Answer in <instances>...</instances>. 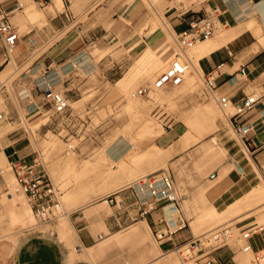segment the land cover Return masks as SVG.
<instances>
[{
    "label": "rangeland",
    "instance_id": "1",
    "mask_svg": "<svg viewBox=\"0 0 264 264\" xmlns=\"http://www.w3.org/2000/svg\"><path fill=\"white\" fill-rule=\"evenodd\" d=\"M26 1L32 3L36 9L46 12L45 9H42L45 6H41L35 0ZM100 1L101 3L99 6L93 7L94 5L92 4L84 8L82 7L81 9H79L77 5L72 4L73 11L77 12L75 18L71 21H66V24L63 23V27L60 30L51 34H49L48 29L52 23L50 16H48V21L45 23H28L26 29L21 32L18 31L20 40L17 50L27 49V51L31 52L30 57L24 63L16 62L15 67L11 66L9 60L3 61L6 58V49L0 40V108L9 113L8 119L0 123V128L6 126L10 127V131L7 132L4 137L7 142L19 138L17 145L30 151L31 157L36 153H40L43 162L46 161L48 163L49 170L46 167L47 170L62 191V202L64 203V194L69 185L63 184V181H60V178H57L55 173L61 172L67 165L71 164L76 168L80 167L86 159H95L97 155L101 156L103 150L106 148H109L112 152H115V154L118 155L123 147H127L128 144L131 148L129 152L126 153V161H129L132 153L138 152L144 155L150 148H156V145L161 147L164 151H168L180 142L182 136L187 130H189L190 124L194 123L196 129L198 127L202 130L203 136L171 155L165 156V158L156 165L160 166L159 168H169L175 174L177 191L179 194H185L183 198V209L186 212L187 217L190 218L193 215H197V219L210 202L206 190L218 180H210L208 175L218 164L227 159V147L234 142H240L238 134L233 125L226 120L225 114L220 110L221 108L218 102L212 99L210 95L204 93L206 89L205 82H203L204 79L202 81L200 76H198L199 83L196 89L191 92L177 91L176 86L169 85L161 90L154 89L149 92L148 95L138 97L137 99L143 106L140 111L148 112L147 114H139L137 111L125 108L122 97L117 92L115 83L130 72L145 51V48L142 52H140L139 47L129 52L130 48L123 47L122 41L111 37L110 41L106 42L103 46H100L101 49H97L96 51V46H99L98 40L101 38L96 39L93 34L97 33L98 35H102L101 33L104 32L102 26H105V28H110L111 26L109 22L105 23L100 17L103 18L106 16V19H112L113 17L111 14L112 9H110L109 6L111 0ZM201 1L203 0H181L186 6L191 5L192 2H196L197 6H201L203 4ZM143 2L148 6L147 0H136V12L133 16H130L131 30H134L133 35L137 34V36H139L140 33L139 27L151 14L154 13V10L148 6V15L143 23H141L143 16L145 15ZM153 2L160 14L166 11V2L162 3L163 5H158V0H153ZM170 2L171 0L168 1V5ZM92 7L93 9L86 15V10ZM63 10H65V6ZM59 12L61 11L57 12L58 15ZM164 19L170 26L168 18L164 17ZM17 28H20V25ZM225 30L226 28L220 27L216 34ZM165 32L170 37V47L176 50L173 36H170L167 28H165ZM47 34H49V38H45ZM257 39V36L249 38L251 49L250 54L252 55L253 52H261L264 59V49ZM72 46H75L77 50L71 55L77 54L81 58L82 55L88 53V56H93L92 58L95 62V66L89 71L83 69L80 64H78L77 67H74L76 61L73 62L71 67L62 71L64 73L60 74L61 78L57 79L55 81L57 84L55 87L53 86L54 89L65 90L71 98V105L74 110L81 111L82 113L84 112V114L90 111L87 113L88 121L90 123L89 126L86 128L84 127V130L81 132V137L72 138L73 142L77 145L75 150L67 148L66 139L59 134L60 130L53 125L52 121L49 120L48 115L42 113L44 115L39 116L40 111L35 112L37 108H40L42 112H45L43 92L42 90H37L36 85L40 80L44 69L47 67V60L50 57H52L53 60L62 59V57L69 54L71 50H69V48ZM157 53L160 54L159 52ZM188 54L196 63V58L193 57V49L188 50ZM171 56L172 55L170 54V57ZM39 57L42 59L43 68L32 70L36 63V59ZM160 57L168 60L167 65H165L167 67L170 58H165V55L161 54ZM246 57H248V55ZM44 58L45 60H43ZM103 59H106V62L102 67L101 60ZM77 61L79 62L80 60L78 59ZM9 65V71L2 78V71ZM120 65H122L121 68L119 67ZM107 69L111 71L113 70L114 74L109 78H102L101 75ZM52 70V72H56L55 68ZM164 70L165 67L162 70L157 71V73L152 77H149V79L148 76L139 77L130 87V91L138 90L141 86H148L152 83V80ZM76 73L79 74L78 76L81 80L77 81L76 79L73 81L70 78L72 75H76ZM54 76L57 75L54 74ZM201 76L203 78L202 71ZM78 89L80 90L79 94H77ZM170 93H175L173 99L168 98ZM211 103L218 106L217 108L220 113L215 115L213 123L209 127H205L206 129L201 125L197 126V119H199L197 109L199 107L208 106ZM230 110L232 111L233 109L231 108ZM147 115L152 117L154 121L163 124V128L160 124H156V129L160 130L158 133L140 137L137 135V132L140 129L141 119L145 118ZM42 118L43 121H41L38 126L34 127L35 125H31ZM196 132H198V129ZM214 135H216L224 144V149L217 148L210 144V138ZM2 137L3 136H0V139ZM51 137L57 139V141L51 142ZM162 149L161 151H163ZM8 151H10V149ZM143 166L144 168L146 167L145 164ZM146 170L141 172L139 176H143L153 171L147 167ZM99 171L100 170L91 172L90 178L94 176V173H98ZM197 175L198 177L203 175L206 176V185L201 187V189L195 193L191 187L195 185L193 179L198 178ZM11 176L15 179L10 165L7 171L0 170V180L3 178L7 185V189L3 191L11 192V195L7 193L5 194L9 197L6 198L4 192L0 190V207H3V211L0 212V235L14 231L11 235L0 238L1 262L6 261V258L12 255L19 241L20 234L37 228L41 230L45 229L46 231L52 230L55 227V224L60 225L62 223V218L64 217V215L58 217L57 221H54L56 219L46 221H39L37 219L35 221L32 217V209L28 198L25 199V196L20 190L17 189L15 191L14 187L9 186L8 180ZM82 179H85V177L81 176L80 180ZM104 204L109 206L107 202ZM259 207L252 212L257 214L258 222H263L264 208ZM28 208L30 211L26 219L22 223H18L13 227V219L19 217L21 212ZM196 219L190 220L196 234L215 228L219 225L223 226L228 223L231 224L233 232V237L230 240L231 247L235 249L237 253H240L241 256L246 253L241 248L243 240L239 237V229L236 227V221L239 217L232 219L228 217L223 220H201L198 222ZM140 228L143 229L137 237H141V241H144L143 243L151 240L153 241V245H159L155 235L150 232L148 223L143 221L130 225L125 231H122V236L121 234L118 236L113 235L117 244H119L125 252L128 253L138 244L139 241H137V239H131L133 237L131 234H136ZM72 239L73 238L70 235V240L72 241ZM173 250H175L173 251V262H175V264H182L183 262L180 258L179 251H176L177 249L175 248ZM249 256L248 264H253V253L249 252ZM191 262L199 264L191 258L185 261L186 264H190ZM239 262L242 264L240 257Z\"/></svg>",
    "mask_w": 264,
    "mask_h": 264
},
{
    "label": "crops",
    "instance_id": "2",
    "mask_svg": "<svg viewBox=\"0 0 264 264\" xmlns=\"http://www.w3.org/2000/svg\"><path fill=\"white\" fill-rule=\"evenodd\" d=\"M8 1L12 3L11 0ZM24 1L28 3V1ZM52 1L53 5L51 8H42L46 10L47 18L50 16V20L52 21L51 26L48 27L49 34L60 30L63 27V23L66 24V21H71L75 18L77 12L73 11L72 4L77 5L79 9H81L82 7L84 8L92 4L94 5L93 7H96L101 3L100 0H62L63 8L65 6V10H63V8L61 9L57 5V0H51L50 3ZM168 1L169 0H158L157 3L158 5L164 2L167 3L164 14L165 18H168L170 23V26H167L169 33V29L176 33L187 27V23L182 21L179 17L181 10L185 8L193 7L196 9H204L217 4L226 10L222 18H226L229 21L228 26L230 28H226L224 34H214L207 39L210 40L209 44L203 43L206 40L197 44L199 47L193 50V57L196 58V63L203 73L212 72L214 75L218 76L217 91L229 96L233 105L247 96H254L257 98L250 109L236 115V119L239 122L244 124L250 123L252 126V130L248 134L247 144L239 138L240 142H234L232 145H229L227 147V159L218 164L210 172V174L216 172V177L212 179L210 178V174L208 175L210 180H218L206 190L207 197L218 210L220 209L219 211H224L231 204L251 193L256 187L264 186V86L262 85L264 82V59L261 52H253L252 55L250 54L249 38L256 36L251 29L238 32L232 38H226L229 33H232L230 31H236L240 25V20L235 12V5H239V1L253 2L252 0H230L228 3H224L222 0H203L201 1V3L203 2L201 6H197L196 2H192L189 6H186L182 2L181 6H168ZM109 6L110 9H112V19H106V16L100 18L105 23L109 22L111 25L110 28L102 26V29H104V32L101 33L102 35H98L97 33L93 34L96 39L101 38L98 40L99 46H96V51L97 49H101L100 46L110 41L112 37L113 39L122 41L123 47L130 48L129 52L137 47H139L140 52H142L145 46L149 44L151 49L156 50V52H159L161 55H165V58L170 56L173 48L169 45L170 37H168L169 35H167L165 30H162L163 27L161 28V26H158L151 30L150 25H148L145 28V37H142L140 33L139 36H137V34L133 35L134 30H131L130 16H133L136 12V0H111ZM143 6L145 15L141 23H143L149 12V8L145 2H143ZM93 7L86 10V15ZM23 9L21 11H23ZM58 11H61L59 15L57 14ZM49 34H47L45 38H49ZM262 48L264 49V46H262ZM17 49L15 50L17 62H26L31 52L27 51V49L19 51ZM69 50V54L62 57V59L53 60V58L50 57L47 60V67L44 69L36 85L37 90H42L46 87V81L51 75L64 73L62 72L63 70L71 67L73 62L80 59V56L77 54L71 55L77 50L75 46L70 47ZM88 55L89 54L86 53L82 56L91 59L95 66V62L92 58L93 56ZM247 55L248 57H246ZM10 59L11 56L6 52V58L3 61H10ZM43 60H45V58ZM105 62L106 59L101 60L102 67L105 65ZM219 64H223L220 68V74L218 73L219 71L217 72V66ZM243 65L246 68V78L239 73ZM119 67L121 68L122 65ZM40 68H43V62L39 57L36 59V63L32 70ZM53 68L56 69V72H52ZM113 74V70L107 69L103 72L101 77L109 78ZM76 75L74 74L70 78L73 81L76 79L77 81L81 80L78 76L79 74L76 73ZM56 84V82H53L51 85L55 87ZM79 91L78 89L77 94H79ZM37 110L39 111L41 109L38 108ZM1 141L4 146L2 151L7 159L8 166L1 167L0 170L7 171L9 169V161L12 158L26 157L27 159H31L33 157H31L30 151L17 145L19 138L7 142L3 136ZM220 143V148L224 149V144L221 141ZM9 149L10 151H8ZM238 164L243 167L244 173L241 174L238 171ZM205 178L206 176L203 175L193 179L195 185L191 188L195 193L206 185ZM6 189L7 185L3 178H1L0 190L4 192L3 190ZM17 189L20 190L15 184L14 190L16 191ZM6 193L11 195V192H4V195ZM113 198L115 202L112 204L108 202L109 206H98L97 203H90L72 208L69 205L64 206L63 204L64 214L61 216H68L71 227L75 231L73 232L74 238L71 243L69 239L61 237L58 224H55L52 230L45 232L39 228L28 230L19 235V241L12 255L7 257L4 262L0 261V264H167L164 261L156 263V260L162 254L175 251L173 249H176L178 244L192 236V234H196L190 220H195L197 215H193L190 218L187 217L183 207V211L179 212L177 210L179 222H176L175 218H172V223L169 222L165 207L167 204L172 203H162L148 213L142 214V209L147 208L149 197L146 192L142 196L134 185H124L117 192L113 193ZM263 204L264 202L254 201L248 207L232 216L231 219L239 217L236 221V227L242 229L257 221V214L252 211L259 206V208H261ZM100 208L101 210H98ZM54 221H57V218ZM143 221L148 223L150 232L155 235L159 245H153V241L151 240L143 243L144 241H141V237H137L139 233L142 232L143 228H140L136 234H131L133 235L131 239H137V241H139L138 244L128 253L125 252V250L117 244L113 235L125 231L132 224ZM157 232H162V236L157 237ZM250 243L254 250L264 248V233L256 234L251 237ZM84 249H92V258L75 257L76 260L71 258L73 253L76 254L78 252L77 254H79ZM217 253L227 257L229 259V264H240L239 257L242 264H248L249 262L248 252L241 256L240 253H237L232 247H223L218 250Z\"/></svg>",
    "mask_w": 264,
    "mask_h": 264
},
{
    "label": "built area",
    "instance_id": "3",
    "mask_svg": "<svg viewBox=\"0 0 264 264\" xmlns=\"http://www.w3.org/2000/svg\"><path fill=\"white\" fill-rule=\"evenodd\" d=\"M0 0V40L9 56L14 52L19 43V32L17 25L11 20V14L23 8L20 0ZM41 6H46L51 0H35ZM228 3L230 0H222ZM256 1V0H252ZM226 12L219 5L214 4L208 8H185L181 10L179 17L187 23V27L174 34L176 51L171 58L168 67L161 72L154 81V87H164L169 85H179L184 81L185 74L194 61L188 55V49L197 42L212 36L219 23L224 26L229 25L226 18H222ZM223 64L217 66V72L220 74ZM246 68L243 65L239 73L245 74ZM57 76L51 75L46 81V87L42 89L44 96L45 112L53 125L59 129V134L66 139L68 148H76L72 138L81 137L84 127L89 126L88 115L81 111H76L71 105V98L65 90L54 89L51 85L57 79L61 78L60 73ZM218 76L212 72L203 73L205 82V91L207 95L215 97L219 106L225 109L232 103L231 98L217 91ZM246 78V76H245ZM264 86V82L262 83ZM151 86H141L137 93L141 96L148 95ZM256 97L247 96L234 104L235 112L230 115V121L238 134L239 138L247 144L248 134L252 130L250 123L244 124L236 119V115L250 109ZM9 113L0 108V123L8 119ZM57 121V122H56ZM87 137V136H86ZM85 137V138H86ZM3 143L0 139V150H3ZM11 170L27 194L29 203L33 209L36 218L39 221L54 220L63 213L60 187L55 183L43 162L40 153L33 155L31 159L26 157L12 158ZM238 171L242 174L244 169L237 165ZM216 172L210 174V178H215ZM138 183L144 184L145 192L149 197L147 208L142 209V214L157 208L162 203H172L179 212L183 211V201L185 194H179L176 186V178L169 168H161L151 171L138 179ZM10 192V191H8ZM106 199L109 203H114L113 193L108 194ZM240 238L243 240L241 248L244 251H252L255 264H264V248L254 250L250 243V238L256 234L264 233V221H255L249 226L239 229ZM162 232H157V237H161ZM101 237V236H100ZM233 237L232 225L226 224L215 228L205 230L199 234H192L182 243L176 246L183 263L187 259H193L199 264H229V259L217 253L223 247H231L230 240Z\"/></svg>",
    "mask_w": 264,
    "mask_h": 264
},
{
    "label": "bare ground",
    "instance_id": "4",
    "mask_svg": "<svg viewBox=\"0 0 264 264\" xmlns=\"http://www.w3.org/2000/svg\"><path fill=\"white\" fill-rule=\"evenodd\" d=\"M20 1L23 4V8H24V9L22 8L23 11H21L22 9H18L11 14V20L13 21L14 19V21L17 24L14 21L13 22L17 25V27H19L20 25V28H18V31L21 32L24 29H26V26L28 23H34V22H44L45 23L48 21L47 13L45 11L36 9L34 5L30 2L26 3L24 0H20ZM57 2H58L57 5L59 6V8L62 9L63 1L57 0ZM147 2H148L147 3L148 6L154 10V13L151 14L147 18V20H145L144 23L139 27L140 34L142 35V37H145L144 36V33L146 32L145 28L148 25H150L151 30L155 29L158 26H161V28L164 27L162 28V30H165V28H167L168 26L167 22L164 19L165 17L164 12L162 13L164 16L163 17L162 14H160V12L157 10L153 0H147ZM239 2H240L239 5L238 4L235 5V12L238 15V18L240 20V25L236 31H230L232 33H229V35L226 36V38H232L238 32L251 29L254 32V34L258 37L257 40L259 41V43L262 46H264V0L252 1L253 3H249L246 1H242V2L239 1ZM52 5H53V1L49 3L48 5H46L44 8L51 7ZM172 5L180 6L181 0H171L168 6H172ZM18 11H21V12H18ZM12 16H13V19H12ZM220 27L228 28L229 26H224L223 24L219 23L214 34H216L217 30ZM169 31H170V34L174 38L175 32H173L170 29ZM225 32L226 31H221L218 34H224ZM207 39H204L206 41L201 40L197 42L195 45H193L188 50L197 49L199 47L197 44H199L202 41H204L203 43L205 44H209L210 40H207ZM175 51L176 50H174L173 48L172 53H171L172 56L171 57L168 56V58H170L169 63H170L171 58L174 56ZM79 60L81 61V62L79 61L80 63L78 61L74 63L75 67H77L78 64H80L83 69H86L89 71L94 66L93 61L91 59H88L86 56H82ZM16 62H17L16 54L14 51L11 53V59H10L11 66L15 67ZM167 62H168L167 59L161 58L160 54H158L156 50L151 49L150 45L147 44V46L145 47V51L142 53V55L140 56L138 61L135 63V65L132 67L130 72L127 73L124 77H122L115 83L117 92L122 97V101L125 105V108L130 109V110L132 109L133 111H137V113L139 114L148 113V112L140 111V109L143 106L137 98L140 97L141 95L137 93V90L130 91V87L139 77L148 76V79H149V77H152L153 75H155L157 71L162 70L164 67L166 69L168 67V66L167 67L165 66L167 65ZM9 69H10V65L2 71V74H3L1 75L2 78L6 75ZM198 76H200L203 81V78L201 76V69L199 68L197 63L195 65V62H194L193 66H191L189 70L186 72L184 81L179 85H173V86H176L177 91L181 90V91L191 92L196 89L199 83ZM242 76L245 77L246 75L242 74ZM155 79L156 78H154V80H152V83L148 85L152 87L150 92L154 89L161 90L162 88L166 87V86L154 87ZM174 96H175V93H170L168 95V98L173 99ZM212 99L216 100L215 97H212ZM76 101H79V100H76ZM217 107L218 106H215L212 103L208 106H203L201 108L199 107L197 109V115L199 119H197L198 122L196 125L197 126L201 125L204 128L209 127L213 123L215 115L217 113H220ZM231 108L233 109L232 111L230 110ZM37 109L35 110V112L38 111ZM220 110H222V112L225 114L226 120H228L230 124H232L229 117L236 110L234 105L231 103L227 106L226 109L221 108ZM43 115L44 114L40 112L39 116H43ZM148 115L145 118L141 119L140 129L137 132V135H139L140 137L145 136V135H153V134L158 133V131H160L156 129V124H160V122L154 121V119H152V117ZM41 121H43V118L32 123L31 125H35L34 127H36L41 123ZM160 126H162L163 128V124H160ZM197 129H198V132H196ZM197 129H196V126H194V123L190 124L189 130H187L186 133L182 136L180 142H178L168 151H164L161 147L156 145L157 146L156 148H150L149 150L145 152L144 155L138 152L132 153L129 161L128 160L126 161L125 159V157L127 156L126 153H128L131 148L129 147V144H128L127 147L125 148L123 147L122 151L118 155H116L115 152H112L109 148H106L103 150V154L101 156L97 155L95 159H86L85 161H83L80 167L76 168L72 166L71 164L67 165L65 169H63L61 172L55 173V176L57 178H60L59 180L63 181V184L69 185V187L67 188L64 194L65 200H64V203L62 202V206L64 204V206L69 205L70 207L75 208L79 205H87L90 203H97L98 206H105L104 203L106 202L108 203L106 196L108 194L117 192L119 189H121L124 185H127V184L134 185L139 190L141 195L143 196V194H145L144 184L138 183V179L141 177L139 176L140 173L145 171L146 167L149 169H152L153 171L161 169L159 168L160 166H157L156 164L159 163L161 160H163L165 156L171 155L172 153L176 152L179 149H182L184 146L190 144L191 142L197 141L199 138L203 136L202 130H200L198 127ZM9 131H10L9 126L0 128V136H4ZM50 139H51L50 140L51 142L57 141V139H54L53 137H51ZM210 144L217 148L221 147L220 140L216 135L211 136ZM68 149L75 150L74 148H68ZM161 149L163 151H161ZM44 163L47 167V162L45 161ZM144 164L146 166L145 168L143 166ZM9 165L11 166L10 161H9ZM7 166H8L7 159L3 151L0 150V168L7 167ZM97 170H100V171L98 173H94V176L90 178L91 172H96ZM81 176H84L85 179L80 180ZM15 180L16 178L14 179V177H9V180H8L9 186L14 187ZM16 185L20 189V191L23 193V195L25 196V199L28 198L27 194L21 188L17 180H16ZM4 196L6 198H9L8 195H4ZM61 200H62V195H61ZM254 201L264 202V186L256 187L251 193L239 199L235 203L231 204L224 211H219L210 202L207 208L203 210L202 213L198 216L196 221L198 222L201 220H223L228 217L231 218L235 214L242 211L244 208L248 207ZM261 208H264V204ZM98 210H101V208ZM1 211H3V207H0V212ZM29 211H30L29 208L25 209L21 212L19 217L14 218L12 221L13 227L17 225L18 223L19 224L22 223L26 219L27 215L29 214ZM165 211L167 213L170 223L173 222L172 218H175L176 222H179L178 221L179 219L177 217L178 211H177V208L174 207V205L172 206V204H167V206L165 207ZM62 214H64V212ZM61 215H59L58 217H60ZM32 217L35 221L37 220L33 212V209H32ZM62 219L63 221L59 225L61 237L64 239L67 238L70 240V235L72 236V238H74L73 232L75 231L71 227V224H70V221L67 215H65ZM43 231L45 232L46 230L44 229ZM12 232L0 235V238L7 237L11 235ZM120 234L122 236L123 232H118L114 235L118 236ZM58 236H59V233H58ZM69 242L71 243L72 241L70 240ZM246 252H248V256H249V252L251 251H246ZM77 253L76 254L73 253L71 258H74V259L75 257L92 258L93 256L92 249H84L81 253L79 254ZM173 253L174 252H168L166 254H162L159 258H157L156 263L164 261L167 264H175V262H173L174 261ZM183 264H186V263H183ZM190 264H195V263L191 262Z\"/></svg>",
    "mask_w": 264,
    "mask_h": 264
}]
</instances>
